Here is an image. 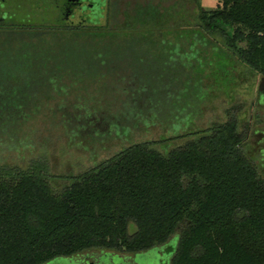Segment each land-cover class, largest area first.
<instances>
[{"label": "trees", "instance_id": "trees-1", "mask_svg": "<svg viewBox=\"0 0 264 264\" xmlns=\"http://www.w3.org/2000/svg\"><path fill=\"white\" fill-rule=\"evenodd\" d=\"M198 18L205 30L222 32L231 54L264 79V0H219ZM101 29L0 28V145L16 142L50 96H121L119 112L115 105L91 112L70 106L73 135L91 141L109 128L126 133L149 121L167 125L157 113L142 114L155 106L164 83L139 76L99 83L93 65L114 68L118 53L111 47L123 39ZM81 62L86 69H73ZM130 107L136 112L129 123L122 110ZM176 137L187 139L164 152L153 145L167 139L131 143L59 192L37 166H0V264H50L89 249L138 254L175 233L169 264H264V179L244 151L236 119Z\"/></svg>", "mask_w": 264, "mask_h": 264}, {"label": "rangeland", "instance_id": "rangeland-1", "mask_svg": "<svg viewBox=\"0 0 264 264\" xmlns=\"http://www.w3.org/2000/svg\"><path fill=\"white\" fill-rule=\"evenodd\" d=\"M218 4L219 0H108L104 11L96 9L97 12L90 16L88 26L102 28L101 31L117 37L123 35L120 36L123 39L117 38L118 45L110 46L118 53L114 68L96 64L93 67L97 71L93 73L101 78L99 83L110 86L117 81L130 80L127 78L130 76H139L150 83H164L165 91L160 88L155 94L158 97L153 100L155 106L148 111L142 108V114L157 113L167 125L157 121L136 123L126 133L109 128L106 135L91 141L89 135H73L68 122L70 115H67L70 106L80 104L91 112L99 104L114 106L121 96H50L20 129L16 142L0 145V166L21 170L37 166L47 174L51 188L59 192L72 177L131 143L167 139L153 145L164 152L182 145L187 139L176 136L203 130L233 117L245 138L244 151L264 179V79L231 54L222 32H210L200 25L198 12L214 10ZM28 18L25 22H52L40 15ZM73 20L79 25L85 24L84 27L87 25ZM224 29L232 32L231 27ZM11 38L14 41V37ZM83 43L89 50L86 45L90 42ZM238 45L243 46L242 43ZM96 49L95 52L103 53L105 47ZM90 51L95 53L92 48ZM173 84L175 86L171 87ZM167 88L174 92L168 93ZM115 106H118L115 111L119 112V104ZM135 112L131 107L122 110L129 123ZM173 116H177V120L172 119ZM77 132L80 133V129ZM176 236L177 233L167 243L138 254L89 249L78 254L83 260L61 258L50 264H85L88 261H95V264H169Z\"/></svg>", "mask_w": 264, "mask_h": 264}, {"label": "flooded vegetation", "instance_id": "flooded-vegetation-1", "mask_svg": "<svg viewBox=\"0 0 264 264\" xmlns=\"http://www.w3.org/2000/svg\"><path fill=\"white\" fill-rule=\"evenodd\" d=\"M107 2L108 0H0V28H17L33 24L25 22V19L33 15L44 16L52 21L51 23H35L39 26L82 28L85 24L82 26L74 23L73 19H77L78 23L85 22L88 25L91 20L90 16L97 12L96 9L104 11V5ZM25 10L30 12H23ZM74 257L81 259L82 256ZM85 264H95V261H88Z\"/></svg>", "mask_w": 264, "mask_h": 264}]
</instances>
